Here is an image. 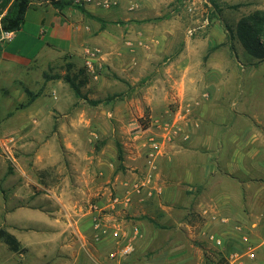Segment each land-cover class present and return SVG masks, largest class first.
<instances>
[{
    "label": "crops",
    "instance_id": "1",
    "mask_svg": "<svg viewBox=\"0 0 264 264\" xmlns=\"http://www.w3.org/2000/svg\"><path fill=\"white\" fill-rule=\"evenodd\" d=\"M55 1L31 0L20 29L0 43L2 92L12 89L8 96L21 101L30 71L66 56L81 57L85 45L97 46L118 75L127 71L132 86L153 62L164 79L142 97H125L124 108L115 104L93 115L46 110L24 124L26 128L31 122L37 133L46 124L48 132L65 136L66 172L43 193L26 190V184L3 196L0 228L23 250H8L5 264L12 262L11 254L20 257L12 263L33 257L39 263L114 264L110 255L117 246L111 234L117 224L125 236L120 244L130 241L133 246L126 264H201L206 256L191 241L193 217L208 211L230 220L229 226L207 222L214 232L258 223L264 216V62L240 59L238 52L247 54L241 46L233 51L228 44L215 47L227 43L217 19L204 46L185 36L179 39L182 46L173 45L178 39L176 18L150 21L165 0H114L109 8L89 0L82 6L87 16L70 6L59 11L52 5ZM228 1L238 5L239 13H248V8L264 11V0ZM121 40L127 45H119ZM165 56L171 57L161 64ZM250 94L262 104L258 113L241 105ZM159 99L164 104L177 100L199 125L162 132L164 154L148 183L146 176L134 173L142 163L139 151L147 130L134 132L131 123L154 117ZM218 117L232 125L215 129L209 118ZM241 121L246 125L238 131L233 125ZM31 183L41 188L35 180ZM135 184H143L139 193L133 190ZM181 230L189 232L190 244L175 240Z\"/></svg>",
    "mask_w": 264,
    "mask_h": 264
},
{
    "label": "rangeland",
    "instance_id": "2",
    "mask_svg": "<svg viewBox=\"0 0 264 264\" xmlns=\"http://www.w3.org/2000/svg\"><path fill=\"white\" fill-rule=\"evenodd\" d=\"M3 0H0V4ZM72 3L71 8L75 6L81 7L89 2L88 0L76 1L70 0ZM248 4H255V0H243ZM139 4V2H137ZM168 3V5H167ZM216 6V12L212 13V5ZM161 5H157L155 13L150 15L152 22L162 21L167 17H175L178 25L175 28L176 36L173 45L178 46L180 44V38L184 36L205 45L206 37L209 34L210 26L219 20L221 29L225 31V27L231 29L234 39L231 44L234 48H241V44L236 39L235 25L236 18L251 13L252 11L248 8V13H239L237 10L238 5H231L228 0H165ZM242 5V4H241ZM160 6V7H159ZM240 6V5H239ZM140 8V5H139ZM79 11V10H78ZM255 11V10H254ZM6 9L0 10V21L4 16ZM80 12V11H79ZM85 12V11H84ZM81 13V12H80ZM86 13V12H85ZM157 13V15H156ZM83 14V13H82ZM84 16H87L83 14ZM241 18V17H240ZM239 18V19H240ZM207 21V23H205ZM158 30V29H157ZM190 30H193L190 33ZM153 31V30H152ZM163 33V29L156 31ZM2 33H0V43L7 39H1ZM227 36V34H226ZM180 39V40H179ZM121 46L127 45L125 40L119 42ZM228 43H225L227 45ZM172 45V46H173ZM216 45V44H214ZM179 46H182L181 44ZM241 46V47H240ZM243 48V47H242ZM90 50L96 52V61L101 65L99 71V78L96 81L91 80L84 68V50ZM240 59L252 60L247 54L238 52ZM125 55V59H126ZM171 56H165L159 62H165V59ZM104 54L94 45H85L82 50V56L73 57L68 59L67 56L64 59L55 60L51 65L39 66L29 72V77L25 81V91H29L31 96L38 94V97L28 105H25L29 100L28 95L25 93L24 98L19 101L17 97L8 96L12 89H5L4 92L0 90V202L3 200V196L12 194V192L24 187L26 184L28 188L26 190H38L39 193H43L44 190H48L57 178H61L63 172H66L65 165L67 162L65 154L67 152L65 147L64 135L61 133L53 134V131L48 132V125H42L39 127L42 133H37L33 130L34 126L30 122L26 128L24 125L29 122L33 117H36L41 111H52L53 109L61 112L69 110L84 111L89 115H93L95 112L107 111L112 105L117 104L119 107L124 108V98L128 95L140 96L146 95L147 90L154 84L159 85L160 78L164 79L161 71L156 72L151 66L142 73V77L137 79L132 86L129 83V76L127 71L118 75L109 64L103 59ZM158 63V67H160ZM168 63V61H166ZM39 64H43L41 61ZM128 62H123V68H127ZM133 70V69H131ZM132 72V71H131ZM260 76V75H259ZM258 75H245V78L256 80L260 78ZM137 78L136 76H134ZM256 78V79H255ZM160 79V80H159ZM167 89V88H166ZM74 90H77L78 96L75 95ZM156 90V88H155ZM163 91V90H162ZM166 92V90H164ZM11 99V102H6ZM162 103L157 104V109L154 117H139L131 123V129L134 132H140L147 130L146 141L140 146V156L142 159L141 166L135 171V177L140 175L146 176L149 172L151 159L149 153L151 152V141H154L161 148L160 155H156L153 163L157 169L159 159L164 154V136L162 132L165 130L181 131L186 130L187 127H195L199 125L197 119H192L191 112H186L185 107L181 108V105L177 100H169V103L164 104V99H159ZM94 102H98L96 105ZM164 104V105H163ZM245 105L246 109L250 113H258L262 109V104H258L255 95H248L245 100L241 103ZM260 108V110H259ZM168 110L167 114L164 111ZM170 111V112H169ZM6 116V117H5ZM215 129H221L232 125L228 119L223 117L209 118ZM219 125L220 127H217ZM244 121L235 122L233 127L238 131L245 128ZM23 126L24 131L19 132L18 129ZM207 127V126H206ZM88 135V134H86ZM219 135V132H216ZM81 137L80 135H78ZM92 137V135H91ZM88 136H84V143L87 142ZM94 144V143H92ZM91 145V144H90ZM96 149V148H95ZM117 150L118 147H117ZM117 157L121 158L120 151H117ZM36 162V163H35ZM38 162V165H37ZM118 163V162H117ZM121 164V163H119ZM118 164V166H119ZM121 166V165H120ZM157 171V170H156ZM154 171L153 174L156 172ZM32 180L36 181L41 188H37L32 185ZM186 218V216H185ZM3 216L0 215V223L2 222ZM193 223L191 231L193 233L194 248L200 247L205 252L206 258L202 260L201 264H214L212 258L215 251L211 245L207 242L205 234L211 232L212 226H207L209 222L208 218L201 216L193 217L190 220ZM251 222V221H249ZM243 226L245 235H247L249 242L256 248L255 259L253 261H245L244 264H264V219L259 217L258 223L252 225L251 223L240 224ZM206 227V228H205ZM225 228V227H224ZM223 228V229H224ZM227 228V227H226ZM223 231H218L220 235L227 236L226 233L230 232L229 235L233 248H237L239 245L237 236L232 228H228ZM5 229L0 228V232ZM205 233V234H204ZM174 238L177 243L190 244L189 232L186 230L176 231ZM206 246V247H204ZM187 249V248H186ZM189 250V249H188ZM10 254L7 246L0 239V264H5V257ZM13 260L12 262L20 258L17 254L10 255ZM35 258L29 257L22 263L10 264H54L50 263H39L34 260ZM195 264V263H189Z\"/></svg>",
    "mask_w": 264,
    "mask_h": 264
},
{
    "label": "built area",
    "instance_id": "3",
    "mask_svg": "<svg viewBox=\"0 0 264 264\" xmlns=\"http://www.w3.org/2000/svg\"><path fill=\"white\" fill-rule=\"evenodd\" d=\"M77 2L80 0H76ZM83 1V0H81ZM89 1V0H88ZM114 3V0H100V5L105 8H109ZM207 23V21L205 22ZM193 30H190V33ZM1 39H10L11 33L1 32ZM84 68L87 76L96 81L99 78V71L101 69V65L98 61H96V52L90 51L88 49L84 50ZM188 110H186L187 112ZM151 152L149 153V157L151 159L149 172L146 175V181L150 183L153 178V172L156 171V167L153 163L156 155H160L161 148L157 143L151 141ZM143 187V184H135L133 190L135 193H139L140 189ZM202 216L208 218L209 222L217 223L223 226H229L230 220L226 217H222L216 214H210L208 211H203ZM264 219V216H263ZM235 235L237 236V241L239 245L237 248H233L231 250H227L224 244V235H220L217 232L211 231L205 234L207 242L211 245L212 249L215 251L212 258L214 259V264H244L245 261H253L255 259V251L256 248L249 242L247 235H245L243 226L240 224H235L231 226ZM133 233L138 234V229L133 228ZM112 237L116 242V250L112 252L110 255V260L114 262V264H126V258L133 251V246L130 241H124L120 244V241L124 239V235L122 234L121 228L117 225L114 226Z\"/></svg>",
    "mask_w": 264,
    "mask_h": 264
},
{
    "label": "trees",
    "instance_id": "4",
    "mask_svg": "<svg viewBox=\"0 0 264 264\" xmlns=\"http://www.w3.org/2000/svg\"><path fill=\"white\" fill-rule=\"evenodd\" d=\"M31 0H3L0 4V10L6 9L4 16L0 21V33H11L16 32L20 29L24 15L29 8ZM57 10H62L65 7L72 6L70 0H57L52 4ZM212 13L216 12V6L211 3ZM81 13L87 15L81 7L75 6ZM227 32V43L231 51H233V46L231 44L232 39H234L231 29L225 27ZM235 35L238 42L241 44L245 52L252 58L256 59L258 62H264V11L255 10L251 13L241 16L235 25ZM225 44H220L215 47L223 46ZM75 95L78 96L77 90H74ZM28 95L29 100L24 106L30 105L38 94L31 96L29 91H25ZM94 102L93 104H97ZM1 241L7 246L8 250L13 253H21L19 243L16 239L8 234L7 232H0ZM230 236L224 238V244L227 250L233 249Z\"/></svg>",
    "mask_w": 264,
    "mask_h": 264
}]
</instances>
